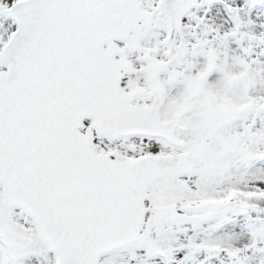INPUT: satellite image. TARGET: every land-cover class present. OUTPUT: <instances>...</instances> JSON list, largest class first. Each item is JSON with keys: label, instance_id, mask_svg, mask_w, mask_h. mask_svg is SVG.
Masks as SVG:
<instances>
[{"label": "snow or ice", "instance_id": "obj_1", "mask_svg": "<svg viewBox=\"0 0 264 264\" xmlns=\"http://www.w3.org/2000/svg\"><path fill=\"white\" fill-rule=\"evenodd\" d=\"M0 264H264V0H0Z\"/></svg>", "mask_w": 264, "mask_h": 264}]
</instances>
